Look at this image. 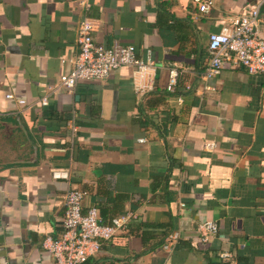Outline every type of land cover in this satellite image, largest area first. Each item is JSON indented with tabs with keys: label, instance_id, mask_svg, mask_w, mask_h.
Returning a JSON list of instances; mask_svg holds the SVG:
<instances>
[{
	"label": "crops",
	"instance_id": "1",
	"mask_svg": "<svg viewBox=\"0 0 264 264\" xmlns=\"http://www.w3.org/2000/svg\"><path fill=\"white\" fill-rule=\"evenodd\" d=\"M214 1L202 14L191 0H0V264H54L43 243L63 234L69 189L105 223L134 216L88 264H264V74L201 79L209 34L233 16L258 7L264 37V0ZM84 19L96 44L155 62L153 92H134L131 68L54 92ZM171 65L188 72L168 94ZM206 220L219 230L202 243Z\"/></svg>",
	"mask_w": 264,
	"mask_h": 264
},
{
	"label": "built area",
	"instance_id": "2",
	"mask_svg": "<svg viewBox=\"0 0 264 264\" xmlns=\"http://www.w3.org/2000/svg\"><path fill=\"white\" fill-rule=\"evenodd\" d=\"M200 13L206 14L214 7V0H191ZM259 8L256 7L244 15L233 16L230 25L223 27L220 32L208 36L210 58L204 68L201 79L208 81L218 76L225 66L244 69L248 74H264V37L259 32ZM93 25L84 19L78 27L77 44L79 53L73 62V68L60 76L54 92L66 90L73 92L80 82L108 79L110 74L121 68L132 69L134 92L145 96L155 90L157 66L151 59L141 60L136 56L133 46L107 48L96 44L92 33ZM168 81L165 90L173 94L179 77L188 70L175 65L168 67ZM211 90L209 86L204 87ZM6 98H12L7 95ZM181 101L180 98H178ZM24 106V100L17 101ZM43 98L41 104L45 105ZM71 137H75L78 127L74 120L70 121ZM144 139L138 142L143 143ZM212 145H209V149ZM68 174H65L67 177ZM56 177V175H54ZM84 193L78 189H69L64 195V218L62 220L63 234L59 239L47 238L43 247L50 252L54 264H84L96 256L104 242L110 241L118 234L126 231L129 221L134 217L131 213L112 218L108 223L103 222L98 209L91 207L83 212L82 200ZM183 206V205H181ZM218 225L214 221L200 222L196 227L197 235L202 243L218 233ZM178 239L171 237V243L164 249L172 250V243ZM220 258L229 262L228 254Z\"/></svg>",
	"mask_w": 264,
	"mask_h": 264
},
{
	"label": "trees",
	"instance_id": "3",
	"mask_svg": "<svg viewBox=\"0 0 264 264\" xmlns=\"http://www.w3.org/2000/svg\"><path fill=\"white\" fill-rule=\"evenodd\" d=\"M166 18H167V15H166ZM151 228H153L152 225L150 226L148 224H139L137 226V229L138 230H141V238H142V240H143L144 243H146L148 241V239H150V237L148 236V234H149V231L151 230ZM167 237H166V239H167ZM166 239L164 238V240H166ZM167 241H169V240H167ZM166 242H164V243H166ZM164 243H162V244H164ZM84 264H88V263L86 262ZM208 264H228V263L227 262H221L219 260L217 262H213V261H211L209 259V263Z\"/></svg>",
	"mask_w": 264,
	"mask_h": 264
}]
</instances>
